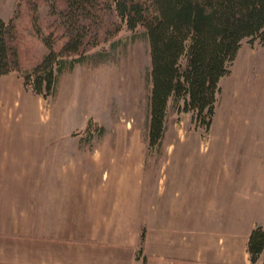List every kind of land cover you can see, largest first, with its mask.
I'll return each mask as SVG.
<instances>
[{"label": "rangeland", "instance_id": "obj_1", "mask_svg": "<svg viewBox=\"0 0 264 264\" xmlns=\"http://www.w3.org/2000/svg\"><path fill=\"white\" fill-rule=\"evenodd\" d=\"M16 1L0 0V19L10 16ZM149 68L143 30L122 29L110 41L92 49L83 62L63 69L53 95L47 99L25 90L16 73L3 77L0 182L16 184L13 172L20 166H38L43 171L76 168L80 173V168L98 161L97 183L108 186L113 178L111 169L129 164L126 162L136 154V146L144 149L145 164L156 166L169 140L184 135L182 142L174 144L175 151L172 158L167 155L168 159L174 162L182 152L191 160L196 155V163L205 161L203 164L210 163L214 168L251 171L261 194L254 206L256 226L264 227V42H242L230 74L220 81V95L207 132L195 127L190 112H180L169 102L164 134L157 146H148L147 141ZM46 176L39 174L40 211L47 209L51 200L46 195ZM58 206L63 213L65 204ZM76 208L72 200L67 210L76 212ZM61 212L51 213L50 220L40 223L58 234L75 230L73 216ZM141 245L140 232L135 258L141 256Z\"/></svg>", "mask_w": 264, "mask_h": 264}, {"label": "crops", "instance_id": "obj_2", "mask_svg": "<svg viewBox=\"0 0 264 264\" xmlns=\"http://www.w3.org/2000/svg\"><path fill=\"white\" fill-rule=\"evenodd\" d=\"M182 140H169L156 166L146 165L136 146L135 155H125L129 164L111 169L108 186L97 183L98 161L80 173L14 168L16 184L0 182V264H250L247 240L261 195L251 171L214 168L182 152L173 162L167 155ZM41 173L53 209L40 211ZM72 200L76 212L67 210ZM56 211L73 216L75 230L58 234L40 223Z\"/></svg>", "mask_w": 264, "mask_h": 264}, {"label": "trees", "instance_id": "obj_3", "mask_svg": "<svg viewBox=\"0 0 264 264\" xmlns=\"http://www.w3.org/2000/svg\"><path fill=\"white\" fill-rule=\"evenodd\" d=\"M122 29L143 30L148 43L147 141L157 146L169 102L209 130L242 42H264V0H17L0 19V77L16 73L47 99L63 69ZM247 252L250 264H264V227L250 231Z\"/></svg>", "mask_w": 264, "mask_h": 264}, {"label": "bare ground", "instance_id": "obj_4", "mask_svg": "<svg viewBox=\"0 0 264 264\" xmlns=\"http://www.w3.org/2000/svg\"><path fill=\"white\" fill-rule=\"evenodd\" d=\"M256 77H257V76H256ZM260 78H261V77L257 78V79H256V80H257L256 82H259V81H260ZM247 87H248V86H247ZM233 92H234V91H233ZM238 101H239V100H238ZM234 102H235V101H234Z\"/></svg>", "mask_w": 264, "mask_h": 264}]
</instances>
